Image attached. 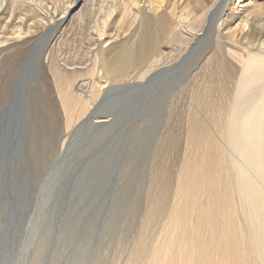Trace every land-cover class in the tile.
Segmentation results:
<instances>
[{
  "label": "bare ground",
  "instance_id": "6f19581e",
  "mask_svg": "<svg viewBox=\"0 0 264 264\" xmlns=\"http://www.w3.org/2000/svg\"><path fill=\"white\" fill-rule=\"evenodd\" d=\"M31 69L67 133L111 126L99 108L138 88L188 117L169 208L158 170L127 264H264V0H0L2 116Z\"/></svg>",
  "mask_w": 264,
  "mask_h": 264
},
{
  "label": "rangeland",
  "instance_id": "374dc122",
  "mask_svg": "<svg viewBox=\"0 0 264 264\" xmlns=\"http://www.w3.org/2000/svg\"><path fill=\"white\" fill-rule=\"evenodd\" d=\"M37 78L29 70L9 115L0 114V264H127L158 170L169 184V208L188 117L164 97H133L138 88L112 94L99 108L113 114L111 126L87 119L67 133L63 112Z\"/></svg>",
  "mask_w": 264,
  "mask_h": 264
}]
</instances>
